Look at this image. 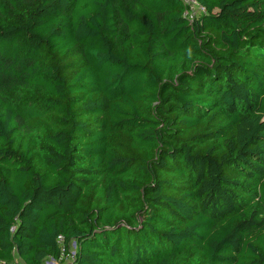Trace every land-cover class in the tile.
Here are the masks:
<instances>
[{
  "label": "trees",
  "instance_id": "1",
  "mask_svg": "<svg viewBox=\"0 0 264 264\" xmlns=\"http://www.w3.org/2000/svg\"><path fill=\"white\" fill-rule=\"evenodd\" d=\"M196 1L0 0V264H264V0Z\"/></svg>",
  "mask_w": 264,
  "mask_h": 264
},
{
  "label": "rangeland",
  "instance_id": "2",
  "mask_svg": "<svg viewBox=\"0 0 264 264\" xmlns=\"http://www.w3.org/2000/svg\"><path fill=\"white\" fill-rule=\"evenodd\" d=\"M190 14L193 15L194 17H197L201 14H203L205 12L204 8H202V6L199 4H192L190 5ZM75 252V243L71 244V249H70V254L73 255ZM17 263L18 264H24V262L18 257L16 258ZM72 263V259L70 258V256H65L64 260L62 261H58V260H54L51 258L46 259L45 264H71Z\"/></svg>",
  "mask_w": 264,
  "mask_h": 264
},
{
  "label": "built area",
  "instance_id": "3",
  "mask_svg": "<svg viewBox=\"0 0 264 264\" xmlns=\"http://www.w3.org/2000/svg\"><path fill=\"white\" fill-rule=\"evenodd\" d=\"M183 2H184L186 5H188L189 8H190V5H192L193 3L199 5L198 2H197L196 0H183ZM202 8H203V7H202ZM185 14L189 17V19H190L191 21L193 20V18H195L193 15L190 14V10H189V9L186 11ZM60 240L62 241L63 238L60 237ZM66 255H67V256H70V258L72 259V263H71V264H73V257H72L70 254H64V252L62 253V255H61L58 259H54V258H51V259L58 260V261H62V260H64V258H65Z\"/></svg>",
  "mask_w": 264,
  "mask_h": 264
}]
</instances>
